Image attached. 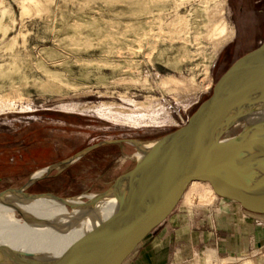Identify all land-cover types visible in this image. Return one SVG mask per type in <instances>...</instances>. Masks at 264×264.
<instances>
[{"label": "rangeland", "instance_id": "374dc122", "mask_svg": "<svg viewBox=\"0 0 264 264\" xmlns=\"http://www.w3.org/2000/svg\"><path fill=\"white\" fill-rule=\"evenodd\" d=\"M263 42L264 0H0V192L36 175L26 192L86 201L107 190L137 162L128 139L184 126ZM187 190L196 197L174 211L217 201L246 212L207 183Z\"/></svg>", "mask_w": 264, "mask_h": 264}, {"label": "water", "instance_id": "95a60500", "mask_svg": "<svg viewBox=\"0 0 264 264\" xmlns=\"http://www.w3.org/2000/svg\"><path fill=\"white\" fill-rule=\"evenodd\" d=\"M262 108L264 42L229 66L184 126L143 148L128 139L140 154L135 166L84 201L109 200L106 215L64 251L40 256L34 264H124L170 216L194 179L208 181L219 196L246 211L264 215V116L257 113ZM234 128L238 132L228 136ZM89 149L59 164H69ZM37 179L0 192V199L46 195L65 202L53 193L26 192Z\"/></svg>", "mask_w": 264, "mask_h": 264}, {"label": "crops", "instance_id": "0c3cea01", "mask_svg": "<svg viewBox=\"0 0 264 264\" xmlns=\"http://www.w3.org/2000/svg\"><path fill=\"white\" fill-rule=\"evenodd\" d=\"M211 197L207 203L215 201ZM208 251L226 264L246 258L264 264V215L217 201L202 210H175L124 264H205Z\"/></svg>", "mask_w": 264, "mask_h": 264}, {"label": "bare ground", "instance_id": "6f19581e", "mask_svg": "<svg viewBox=\"0 0 264 264\" xmlns=\"http://www.w3.org/2000/svg\"><path fill=\"white\" fill-rule=\"evenodd\" d=\"M226 31L225 26L222 34L224 35ZM257 113L264 116V108ZM144 146L148 145H142V148ZM201 182L209 184L217 195L208 181L194 179L184 191L187 201L196 197L192 191L187 190L188 187L198 186ZM200 194L197 198L205 200L206 197ZM93 197L95 195L89 196L90 199ZM64 201L73 205L71 211L64 205L65 202L46 195L29 198L8 194L1 198L0 264H34L35 259L40 256L52 257L61 253L87 232L100 215L103 213L106 215L110 206L109 200L105 199L93 205L72 198H65ZM7 211L19 212L24 217L23 221L7 218L3 214ZM262 260L264 262V254Z\"/></svg>", "mask_w": 264, "mask_h": 264}, {"label": "built area", "instance_id": "2783aa9c", "mask_svg": "<svg viewBox=\"0 0 264 264\" xmlns=\"http://www.w3.org/2000/svg\"><path fill=\"white\" fill-rule=\"evenodd\" d=\"M214 261H216V262L214 263ZM214 261H212L211 263H209V262L207 261V259H206V263H205V264H222V262H219L218 260H215V259H214Z\"/></svg>", "mask_w": 264, "mask_h": 264}]
</instances>
